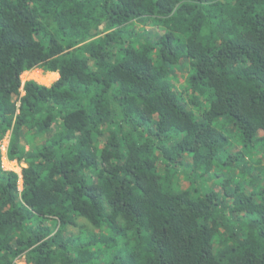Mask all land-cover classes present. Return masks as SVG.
Segmentation results:
<instances>
[{"label":"trees","instance_id":"obj_1","mask_svg":"<svg viewBox=\"0 0 264 264\" xmlns=\"http://www.w3.org/2000/svg\"><path fill=\"white\" fill-rule=\"evenodd\" d=\"M260 131L264 0H0V264H264Z\"/></svg>","mask_w":264,"mask_h":264},{"label":"rangeland","instance_id":"obj_2","mask_svg":"<svg viewBox=\"0 0 264 264\" xmlns=\"http://www.w3.org/2000/svg\"><path fill=\"white\" fill-rule=\"evenodd\" d=\"M145 27H148L150 29L154 28L152 24H147L145 25ZM155 31L151 33V35L155 36L156 33L160 32L156 29H154ZM189 64L186 61L182 62V66L179 70V76L180 74L183 75V77H179L181 79V83H180V90H182L184 88V85L187 82V74L189 72ZM59 77V76H58ZM57 74L55 72H51V71H45L44 69L41 68H36L34 70L25 72L24 74H22V81H26L27 79H36L38 82L43 83V84H47L50 85L52 82H54L57 78ZM190 105V104H189ZM260 134H264V131H260ZM45 138H47L46 135L42 136V137H38L36 138V141H44ZM231 140H232V144L228 146V148L231 149V151L235 152L239 150V146H240V138L238 135L236 134H231ZM9 141V134L6 135L2 140H1V145L3 148V155H2V165L7 168V169H14L18 172H21V168H23V166L26 165L25 162H19L16 160H9L6 156H5V149L4 146H6L7 142ZM222 153H225V151H222ZM222 155V154H221ZM192 159L191 157L187 156L185 157V162L186 163H191ZM218 164H220V161H218ZM211 177L213 178L212 180L208 181V182H202V185L205 186V188L207 190H209V188L214 187V189H217L220 193H223V186L220 182V180L218 181L215 177H213V175H211ZM217 180V181H216ZM181 185L183 188H186L189 185L188 179L185 176V173H181ZM200 183V182H199ZM252 188L251 184H247V189L250 190ZM73 231H78V227H72ZM16 264H27L25 257H21L18 258L16 260Z\"/></svg>","mask_w":264,"mask_h":264},{"label":"built area","instance_id":"obj_3","mask_svg":"<svg viewBox=\"0 0 264 264\" xmlns=\"http://www.w3.org/2000/svg\"><path fill=\"white\" fill-rule=\"evenodd\" d=\"M7 145H8V142H7V144H6V146H4V149H5V155H6V151H7ZM2 151H3V148H2ZM7 157V156H6ZM8 158V157H7ZM17 161V160H16ZM26 166V165H25ZM4 167V166H3ZM24 167V166H23ZM22 169V168H21ZM19 173H21V172H19Z\"/></svg>","mask_w":264,"mask_h":264},{"label":"clouds","instance_id":"obj_4","mask_svg":"<svg viewBox=\"0 0 264 264\" xmlns=\"http://www.w3.org/2000/svg\"><path fill=\"white\" fill-rule=\"evenodd\" d=\"M25 81H23V83H24ZM9 142V141H8ZM1 150H2V145H1ZM7 152V151H6ZM2 155H3V151H2ZM5 156H7V155H5ZM9 159V158H8ZM9 160H11V159H9ZM26 166H27V163H26Z\"/></svg>","mask_w":264,"mask_h":264},{"label":"crops","instance_id":"obj_5","mask_svg":"<svg viewBox=\"0 0 264 264\" xmlns=\"http://www.w3.org/2000/svg\"><path fill=\"white\" fill-rule=\"evenodd\" d=\"M57 74V77L59 76V73L58 72H55Z\"/></svg>","mask_w":264,"mask_h":264},{"label":"bare ground","instance_id":"obj_6","mask_svg":"<svg viewBox=\"0 0 264 264\" xmlns=\"http://www.w3.org/2000/svg\"><path fill=\"white\" fill-rule=\"evenodd\" d=\"M30 71V70H29ZM26 72H28V71H26Z\"/></svg>","mask_w":264,"mask_h":264}]
</instances>
